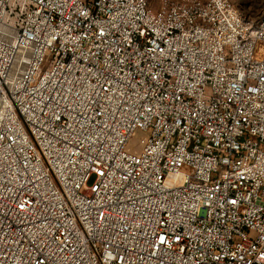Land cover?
<instances>
[{
    "label": "built area",
    "instance_id": "built-area-1",
    "mask_svg": "<svg viewBox=\"0 0 264 264\" xmlns=\"http://www.w3.org/2000/svg\"><path fill=\"white\" fill-rule=\"evenodd\" d=\"M0 264H264V12L0 0Z\"/></svg>",
    "mask_w": 264,
    "mask_h": 264
},
{
    "label": "rangeland",
    "instance_id": "rangeland-1",
    "mask_svg": "<svg viewBox=\"0 0 264 264\" xmlns=\"http://www.w3.org/2000/svg\"><path fill=\"white\" fill-rule=\"evenodd\" d=\"M162 1L163 0H146L149 7L153 11H157L159 9ZM231 1L234 3L241 17L248 21L256 20L262 15V12H264V0H231ZM143 138H145L143 133L141 132L135 133L127 146L128 151L130 153H134V152L139 153L141 150V140Z\"/></svg>",
    "mask_w": 264,
    "mask_h": 264
}]
</instances>
